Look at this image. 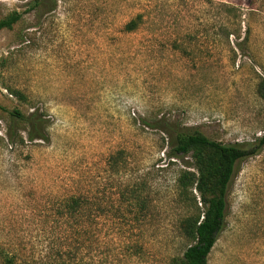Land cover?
Returning <instances> with one entry per match:
<instances>
[{"label": "rangeland", "instance_id": "374dc122", "mask_svg": "<svg viewBox=\"0 0 264 264\" xmlns=\"http://www.w3.org/2000/svg\"><path fill=\"white\" fill-rule=\"evenodd\" d=\"M33 1L0 0V21L24 13L0 31L2 251L12 264H174L193 212L177 180L193 160L169 159L152 126L255 147L264 0H59L51 13ZM16 110L44 115L49 141L29 142L25 124L23 142L9 138ZM73 195L90 198L85 234L63 210ZM209 264H264V149L237 164Z\"/></svg>", "mask_w": 264, "mask_h": 264}, {"label": "trees", "instance_id": "16d2710c", "mask_svg": "<svg viewBox=\"0 0 264 264\" xmlns=\"http://www.w3.org/2000/svg\"><path fill=\"white\" fill-rule=\"evenodd\" d=\"M59 0H34L32 8L41 13H51L56 10ZM24 13L13 12L10 16L0 21V31L11 30L18 24ZM142 18L138 16L126 25V31L136 32L139 29ZM226 32L228 28H225ZM227 38L234 33L227 32ZM245 44H240L243 51ZM20 100L28 99L20 91H11ZM258 96L264 100V79L258 84ZM15 124L11 126L9 138L14 141H24L19 134L20 124H25L27 140L31 143L37 141H49L48 125L37 110L28 115H23L16 110L12 113ZM161 130L169 137V159H179L190 156L193 160L194 170L182 169L177 180L180 196L190 201L189 207L193 209L191 215L181 222V230L188 240L189 246L183 256L176 259L174 264H209L210 255L216 246L226 223L227 196L230 184L236 172L237 164L249 157L257 155L264 149V135L257 140L255 147L250 149L240 144H223L210 139L200 132H172L170 128L161 124L152 126ZM166 142V139L164 140ZM140 210L145 205L140 204L139 199H133ZM125 204L118 205L119 225L124 223L122 210ZM132 206V205H131ZM65 214L79 217L78 227L81 234H85L88 223L93 220H85L92 212L90 198L84 195H73L66 199L63 205ZM96 221V220H95ZM94 221V222H95ZM98 225V222L96 221ZM82 236V235H81ZM0 255H5L9 264L13 259L9 258L0 247Z\"/></svg>", "mask_w": 264, "mask_h": 264}]
</instances>
